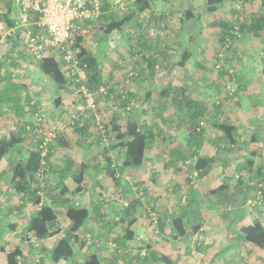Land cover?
<instances>
[{"label":"rangeland","instance_id":"374dc122","mask_svg":"<svg viewBox=\"0 0 264 264\" xmlns=\"http://www.w3.org/2000/svg\"><path fill=\"white\" fill-rule=\"evenodd\" d=\"M151 3L152 7L139 13L140 26L138 28L140 37L142 38V32H147L152 44L157 43L156 39H159L160 45L165 47L173 46L176 49L178 47L180 51L181 48L188 50L192 56L185 66H176L175 64L172 71L171 69L168 70L159 55H154L153 51H151V55L154 56V60L159 67L161 66V69H156L154 75L149 72L141 75V68L147 66V62L142 58H138V55L137 58L132 57L128 47L134 46V49H139V51H143V49L139 47L140 40L137 41L133 37L128 42L125 39L126 36L122 34H128L125 27L121 32L104 34L103 36L105 37L101 40L98 38L99 35H94L95 40L100 42L98 46H93L92 31L89 36L90 39H86V43L95 49L100 59L103 58L102 65L107 80L111 75L110 72L117 74L115 64L113 65L115 60L119 63V71L125 69L126 77L124 80L126 84L121 82L118 84L117 90H122V93L125 94H128V92L133 93L136 97H131L132 105H130L128 113L126 115L122 113V115L127 116L126 118L128 119L138 118L145 122L147 126L152 125L156 121L158 124H164L165 126V123L160 122L156 116L162 117V113H167V116L172 115V122L168 126L172 130L170 133L165 130L171 145L166 144L159 152H157L158 150L150 151L149 159L142 169L140 167L122 168L120 165L119 170L122 172L121 177L123 179L120 185L116 184L114 179L111 181L108 177H105L104 170L98 171L105 183L106 180L108 182L106 186H103L101 190L98 189V191L96 187L90 186V189L95 188L97 191L94 197L91 192L83 196L78 194L75 190L76 183L73 177L67 175V177L63 178L62 173L56 167V169L52 168L57 165V163L55 164V162H58L56 157L63 159L60 153L54 152L58 141L52 142L51 153L54 154L50 156L48 163L45 164L41 171V184L46 189L42 190L41 194H44V199L49 200V202H58L59 217L62 221L61 223L65 225V207L61 204L63 196H61V191L59 190L62 189L63 183L68 185L70 189L68 196L72 197L77 205H85L90 208L91 218L87 223L91 222L93 226L91 229L80 231L81 238L86 240L87 244L76 249L75 257L69 261L56 263L52 260L51 253L60 236L41 241L36 238L35 240L32 239L31 242L34 244L35 249L29 253L28 262L30 264H83L84 259L95 250H99L102 254L103 264H111L112 257L126 255L123 249L120 250L121 253L117 251L116 256L111 252L118 245L116 238L123 234L125 229L124 226L116 224L115 220L117 216L129 219L125 203L130 201L129 198L132 195L136 198H142L144 189L151 188L156 183L161 187L165 184L167 186L149 196L144 208H138L136 213L133 212L130 215L131 217L137 216L136 225L139 222L143 223V227H138L137 229L138 237L136 240L129 242L130 251H135L139 246L145 244H151L153 249H160L165 244L166 237L169 234L168 231L171 229V223H169L171 220H165L163 238L161 232L159 233L156 229V220L154 218L161 217L165 219L168 214L170 216L183 214L189 226L203 221L204 230L197 234L190 230V235L183 239V242L175 241V244L183 245L184 249H187L185 246H189L192 249L188 254L184 251L180 264H264V250L246 242L240 231L242 226L253 223L255 220L264 221V190H259L261 185L262 188L264 187V180L259 175H255L258 172V163L260 161L264 162V30L259 36H255L252 33H246L241 36V32L237 31L239 27L237 24L242 20L241 18L249 20L253 14H264L262 13L264 8L261 5V0H227L223 7L221 6L222 4L219 5L221 10L219 9L216 12L208 10L207 0H151ZM236 3L240 4L239 8L236 7ZM134 4L129 3L128 5L130 6H126V9L128 8L130 11L132 6L133 8L135 7ZM5 5L6 2L0 0V59H5L7 54V59L5 60L10 64L7 68L15 73V81H18V83L25 82L30 85L29 91L34 98V102L38 97L37 94L42 93L39 108L42 113L45 112L47 114V125L55 126L58 134H62L63 129L67 128H69V132H72V123L68 117L71 109H68V113L64 114L61 110L63 108L56 105L54 100L60 93L57 85L42 72L39 65L37 66V59L25 49L23 43L21 45L17 44V46H14V50H11L13 46H10L8 38L11 36L9 32L13 27L6 23L4 15L6 12ZM20 7L14 1L12 14L16 17L20 16L21 19V12H24ZM189 10L194 11V17L187 18V11ZM125 11L121 14L124 15ZM163 14L171 16V26L175 22H179L177 25L180 26V19L185 18L180 29L175 27L177 29L176 37H174L175 35L172 36V34L167 35L168 37L161 36L164 34L162 29H166L167 24L162 23L161 27L159 25L157 27L154 19H158ZM227 17L230 25L235 24L236 28L234 31L232 29L225 42L222 43L221 36L227 28L221 23ZM218 19L224 20L219 22ZM213 21L216 22L214 25L211 24ZM190 37H194L192 42L189 40ZM90 40L91 42H89ZM110 50L112 53L120 51L115 52V55L106 57ZM15 52L19 54L17 59L23 60L22 63L26 67L13 63L16 59ZM220 55L223 56L220 57ZM141 56L149 55L147 52H142ZM180 58L181 56L177 58L174 55L170 62L176 63ZM132 72L134 76H132ZM146 75L147 77H144ZM180 84H185L190 89L191 97L194 100H201L205 103L210 102L212 109L208 113V117L204 119L205 126L200 132V136L196 137L195 142H190V144L188 140L191 135L186 128V122L180 123V126L175 122L177 115H174V105L171 106L170 104L168 107L166 104L169 109H164L161 112L162 107L159 110L143 104L147 90L153 94L155 101L166 102V98L162 97L161 91L166 87L172 88ZM10 86L12 84H9L6 88L9 87L11 89ZM26 91H28L27 88ZM228 93L233 94V97L229 100L227 99ZM221 98L223 102L219 106L217 102ZM68 100L71 103L72 100L70 98ZM108 101L112 102V100L102 99L100 103L102 114L111 112L107 104ZM143 106L148 108V113L143 112ZM155 106L158 105L156 104ZM2 107L4 108L3 114L6 119L7 129L13 125L17 126L19 134L23 135L24 131L21 125L18 124V118H16L17 116L12 110H9L7 102ZM2 107H0V110ZM34 119L35 114H32L30 120L33 122L35 121ZM123 119L124 121L126 120L125 117ZM107 121V118L101 120V124H105ZM223 121L233 122L237 125V133L243 134L241 136L243 140L240 138V141L248 142L246 147H241L240 149L238 144L236 147L231 146L224 132L216 125V123ZM36 125L31 127L32 133H27L29 143L35 142L39 135H44L45 133V124L42 127L37 123ZM252 133L256 134L257 143L252 145L250 150L253 148L256 150L257 147H261L262 152L255 164L248 168L245 167L247 166L245 158L250 152L248 145L252 142L250 138ZM0 135L8 136L9 130L0 133ZM71 135L69 140L71 144L65 148L66 152H71L69 147L74 149L80 147L77 133H72ZM103 143V141L98 139L97 144H99L100 148L104 147ZM176 147H179L180 152H184V154H188L192 150V152L202 156H214L216 159L214 168L205 178L192 179L190 177L191 174L196 172L192 165H194L196 159L192 160V158H189L185 172L177 175L176 170H178L180 162L164 166L168 161L169 152H172V148ZM16 148V153L9 154L11 153L10 151L6 157L0 159V234L8 242L6 244V242L0 241V264H6V257L4 251L1 250V245L12 247L16 242L21 241L27 235L25 231L31 217L35 215L39 208L30 202L23 206L22 200L19 198L20 195L15 192L12 186V161L15 157L26 159L29 155L27 148L23 146ZM93 152L96 155V152ZM100 157L102 158L99 155L97 160ZM115 158L117 163L122 162L121 153H117ZM80 162H86L89 165L92 163V166L97 169L103 166L101 164L98 165L99 163L96 164L91 157H81ZM103 162H107L106 159ZM93 168L90 169V166L88 168L92 176L88 175L89 181L87 184L90 183V179L95 177ZM70 170L72 169L69 167L66 172ZM262 170L264 172V169ZM154 172L157 173V182H151L150 180L151 174ZM194 175L196 176V173ZM143 179L146 180L144 186L140 185ZM226 180L231 186L230 193L232 195L230 194L231 196L229 197L234 196L235 198V195H238L240 202L235 201L233 198V202L222 203L220 199L218 200L217 195H206V188L203 187L202 189L204 184L209 185V187H216ZM175 183H181L184 187L183 192L186 194L181 195L180 191L176 190ZM167 189L172 192H166ZM121 194L124 196L122 197ZM234 202L238 204H234ZM104 222L108 226L106 229L103 226ZM14 224L16 227L13 229L12 226ZM148 228L153 230L149 232ZM146 232L147 235L141 236L143 235L141 233L145 234ZM29 242V240L24 242L23 247L29 248Z\"/></svg>","mask_w":264,"mask_h":264},{"label":"trees","instance_id":"16d2710c","mask_svg":"<svg viewBox=\"0 0 264 264\" xmlns=\"http://www.w3.org/2000/svg\"><path fill=\"white\" fill-rule=\"evenodd\" d=\"M225 1L226 0H207L208 10L211 12L216 11L218 5L224 3ZM8 5L9 4H7V7ZM135 5L136 9L131 14H127L124 18H115L113 14H111L112 17H110L111 19L107 22H101V18V25L99 26V28L102 29V34H110L114 31L123 29L135 13H140V11L143 12L145 9L152 7L151 0H136ZM261 5L262 7H264V0H261ZM106 8V3H104L103 9L105 10ZM10 10L11 8L8 7L4 15L6 23L9 26L13 27L16 25V23L15 21L11 20ZM187 14V18L194 17V11L189 10L187 11ZM181 19L180 26H182L183 24L182 21H185V18ZM161 22H159V24ZM223 25L227 29L222 33V43L225 42V40L229 36L228 34L231 33L232 29L234 31V29L236 28L235 24L230 25L224 23ZM237 25L239 26L237 31L241 32V36L246 33H252L255 36H259L263 33L262 31L264 30V14H253L249 20H240ZM75 40L76 42L74 44V47L79 46L81 48V52L77 55V65L86 70L87 78L84 80V83L87 86L88 90L94 93L99 92L102 87L106 88V92H100L98 93V95H96L97 108L95 111L91 109H85L84 111L80 110L79 106L84 101L81 97V94L78 93L80 83L76 81V76L72 74L70 66H67L61 53L57 55L47 54L43 58L37 59V66L39 65V68L42 70V72L51 80H53V82L58 87L60 93L54 99L56 105L61 106L63 96H67L72 100L70 103L72 108L69 114V120L72 123V128L78 135V144L80 146L79 150L83 152L85 151V156L87 158L91 157L92 161L96 162V164L99 163L98 165H102V163L100 162H103L104 159L107 160V164L103 165L99 169L92 166V164L90 166L89 164H86V162L79 161L80 163L77 165V170H75V172L72 168L73 162L71 160L69 161V163L67 161L66 163H64L65 168L70 167L72 169L70 170L69 174H71V176L73 177V180L76 183L75 190L79 194L84 189V184L87 178L86 174L89 172V166L90 169L94 167L93 169H97L98 171L104 170L103 173L105 175L111 176L112 179L115 180L116 184L120 185L123 180L121 177L122 172L119 170L120 165L122 166V168L140 167V169H142L149 159V152L152 150H158L157 152H159V150H161L166 144H168L169 137H167L166 133H164L165 130L159 128L160 126L157 121L150 126H147L145 122L139 120L138 118L128 119L126 118L127 116H125V121L124 119L123 121H120V116L122 115V113H125L126 115L130 108V105H132V102L130 101L131 97H136V95L129 92L128 94L122 93V90H119L116 93V91L112 89L110 85L111 83L107 80V76L104 73V69L102 66L103 58H99V55L98 53H96L95 49L92 48L90 44H87L86 40L83 37L77 36ZM128 48H130L129 53L132 57L137 58L138 55V58H142L147 62V66L141 68L140 74L144 75L145 72H149L150 74L154 75L155 70L159 69V66L154 60V56L151 55V50L143 49V51H139V49H134V46H130ZM142 52H147L149 56H141ZM221 56L223 55H220V57ZM190 57L191 53L186 50L181 58L178 59L176 66H185ZM159 58L166 62V59L163 56H160ZM3 64L4 63L0 61V107L6 105L7 102L9 110L14 111V113L16 114V118H18V124L21 125V128L23 129L25 135L14 132H12L8 136L0 135V159L6 157V155L10 151L11 153L9 154L16 153V147L18 146H23L29 150V155L26 159L15 157L13 160L14 162L12 161L11 183L15 192L20 195L19 198L22 200L23 206L26 203L30 202L39 207L35 215L31 217L26 227V236L21 241L16 242L12 247H5V245H1V250L4 251L6 257L5 263L30 264L28 262L29 253L33 252V249H35L34 244L31 242L33 237L41 241L48 240L56 236L60 237L56 241V244L52 250V260L56 263H59L61 261H69L75 257L77 252L76 249H78L79 247H84L87 244V241L81 238L80 231L83 229L87 230L83 227L91 218V210L85 205H77L75 203V200L72 199V197L68 196V193L70 192L68 185H63L62 189L59 191H61V196H63L61 204L65 207L64 209L66 224L64 225L63 223H61L62 221L59 217L57 207L58 202H49V200L44 199V194L42 195L41 191L46 189H44L45 186L41 184L42 180L40 179V176L43 167L46 163H48L50 156H53L54 154L51 153L52 144L50 145L48 154L44 155L40 147L43 142L44 136L39 135L35 142L29 143V136L27 135V133H32V129H29L28 126H37L36 115L44 114L47 121L48 117L47 114L45 112L42 113V110L39 108L41 98L38 96V94V97L34 102V98L33 96H31L29 91L30 85L28 83H18V81L15 80L13 82L11 81L13 72L9 68L7 69L11 72L9 71L6 80H9L10 82L3 81L5 80L1 77ZM132 76H134L133 72ZM144 77H147V75ZM9 84H12V86H10L11 89H9V87L6 88V86H8ZM26 88L28 91H26ZM11 90H13L14 92ZM63 93H65V95ZM145 93L146 98L143 101V104H146L150 107L152 106L155 109L158 108L159 110L162 107L163 109L161 110V112L164 111V109H169L168 107L170 106V104L171 106L174 105L175 113L177 115L175 118V122L179 126L186 122V128L187 130H189L191 135L188 142L189 144L190 142H195L196 137H199L200 132L204 129V127L200 125V122L206 119L208 117V113L212 110L210 107V102L205 103L201 100H194L191 97L190 89H188L185 84L174 86L172 88H164L161 91V95L162 97L166 98V102L160 100L155 101L156 99H153L152 93ZM233 94L228 93L227 99L229 100L230 98H232ZM105 98L116 99L115 102L118 103L114 104L113 111L109 112L108 114H102L100 106L102 99ZM222 102L223 100L221 98L217 103L220 106ZM156 104L159 107L155 106ZM166 104L168 105V107H166ZM3 109L4 108L2 107L0 110L2 111L0 112V133L7 128ZM147 110L148 108L145 106L143 112L148 113ZM28 112H30L31 114H35V121L32 122L31 120L25 118ZM97 116H100L102 120H105L106 118L108 120L104 124V127L102 129L97 122ZM216 125L221 131L224 132V135L231 143V146L235 147L240 138L238 135L239 133H237V125L233 122L228 121L216 123ZM91 126L97 130V132L93 136V133L90 130ZM98 139L104 142V147H99V144H97ZM56 140L58 141L57 146L66 147L67 145L71 144V141L68 142L61 134L57 135ZM93 151L96 152V155L93 154ZM190 151L191 152L188 154H184V152H182V154L179 147L172 148V152H169L168 161L164 164V166H169L172 165V163L180 162L176 173L177 175L183 174L185 172V167L188 163L189 158H192V160L196 159L194 165H192L195 169L194 171L196 172H193L190 177H192V179L205 178L207 174L214 168V162L216 160L215 157L202 156L196 152H192V150ZM61 152L62 151L60 150L59 153ZM261 152L262 150L260 148L250 151L245 158V162L247 163V166L245 167H252L255 164L257 158L261 155ZM117 153L122 154V164H119L116 161L115 157ZM99 155L102 156V158H99L100 162L97 160V157H99ZM56 158L57 160L60 159V157ZM56 163L57 165L52 168L56 169L60 161L55 162V164ZM96 164L95 166H97ZM65 168H59L62 175L67 173L64 172ZM262 169H264V167H258V172H256L255 175H259L261 179L263 178L264 180V172ZM194 173H196V176L194 175ZM151 175V180H153L152 182H157V173L154 172ZM140 185H143V183L140 182ZM261 186L259 187V190H264V187L262 188ZM175 187L176 190L180 191L179 193L181 195L186 194L183 192L184 187L182 186V184L177 183ZM177 187H179V189H177ZM203 187L206 188V195H217L218 200L220 199V202L222 203L233 202L232 199L234 198V196L229 197L232 195V193H230L231 186L229 185V183H227V180L216 187H209V185L207 186L205 184L202 186V189ZM166 192L169 193L172 191L170 189H167ZM143 193L144 194L142 198H136L132 195L129 198L130 201L125 205L129 219H121V221L125 223L124 233L116 238L118 245L117 247H114L112 249V252L113 255H117V251L118 253H121L120 250L123 249V252L126 255H118V257L115 255L116 257L111 258V264H180L182 256L184 255V251H186L185 253L188 254L192 251V249L189 248V246H185V248L187 249H184L183 245L181 246L175 244V241L179 242L178 239L188 237L190 235V230L198 232L202 227V221L193 223L191 226H189L183 214L178 216L172 215L171 232L168 234L169 238H165L166 242L163 246L160 247V249H153L151 244H145L143 246H139L137 252L133 253L129 250V242L136 240V238L138 237L137 230L135 228L137 216L131 217L130 215L133 212L136 213V211H138V208H144V204L145 202H147L149 196L154 194V192L150 188L144 189ZM237 196L238 195H235L234 200L240 202ZM234 204L238 203L234 202ZM167 218L168 217H166L165 219L157 217L155 219L156 229L159 233L161 231L164 232L165 220ZM15 227L16 225L14 224L12 228L14 229ZM156 229L154 228V230ZM240 231L242 233L243 239L246 242L252 243L254 246L264 250V221L260 219L255 220L253 223L242 226ZM27 240L30 241L29 248H24L23 243ZM0 241L4 243L6 242V239H3L1 234ZM7 243L8 242H6V244ZM197 248L200 249V247L198 246ZM82 263L103 264V256L99 250H95L91 252Z\"/></svg>","mask_w":264,"mask_h":264},{"label":"crops","instance_id":"0c3cea01","mask_svg":"<svg viewBox=\"0 0 264 264\" xmlns=\"http://www.w3.org/2000/svg\"><path fill=\"white\" fill-rule=\"evenodd\" d=\"M3 1H5L6 2V5H5V8L7 9L8 7H10L11 8V13H10V17H11V20H13V21H15V23H16V25L15 26H13V28L14 27H16L17 28V31L15 32V33H13L9 38H8V41H10V46L12 47L11 48V50H14V46H17V44H22L23 43V41H22V38H21V36H22V33H23V31H24V26H23V21H22V17H23V15H24V13H22L21 12V19H20V16H15L14 14H12V9H13V5H14V1L15 2H17L18 4H19V6H21L20 8H22L21 10H23V5H24V1H22V0H3ZM122 1V5L121 6H119V5H115L114 4V2H115V0H103V4L104 3H106V9L104 10L103 9V15H102V21L101 22H107V21H109L111 18L110 17H112V15L111 14H113L114 15V17L115 18H118V19H121V18H124L127 14H131L135 9H136V5H135V7L133 8V6L131 7V10L129 11L128 10V8L126 9V6H130V5H128L129 3H136V0H121ZM225 3H227V0L224 2V3H222V7H223V5L225 4ZM7 4H9L8 5V7H7ZM264 8V7H263ZM220 9V7H219V5H218V7H217V10H219ZM125 10H127V11H125ZM216 10V11H217ZM221 10V9H220ZM125 11V13H124V15H122L121 13L122 12H124ZM215 11V12H216ZM262 13H264V12H262ZM258 14H260V13H257V15ZM100 18V19H101ZM100 19L98 20V21H96L95 22V24L93 25V28H92V31H93V40L95 41L94 43H93V46H98L99 44H100V42H99V40H95V36L94 35H99V39L101 40V39H103L105 36H103V34H102V29L101 28H99V26L101 25V22H100ZM222 20H224V19H218V21L220 22V21H222ZM229 19H228V17L226 18V20L224 21L225 23H227V24H230L229 23V21H228ZM162 21V22H161ZM171 16H168V15H165V14H163V15H161V16H159V18L158 19H155V24L157 25V27H158V25L160 26L162 23H166L167 24V28L166 29H162L163 30V35H161V36H165V37H168L170 34H172V36L173 35H175V33H176V30L177 29H180V26L179 25H177L178 23H176L175 22V24H173L172 26H171ZM140 14L139 13H135L134 15H133V17L131 18V20L124 26L125 27V29H126V31H127V33L128 34H124V33H122L123 34V36H126V40L128 41V42H130L131 41V39L134 37V38H136V40L137 41H139L140 40V49H150L151 51H153L152 53H154V55H159V57L160 56H163L165 59H166V62H164V64H165V66H166V69H171V71L174 69V67H175V64L177 63V61H176V63L175 62H170V59L174 56V55H176L177 56V58H179L180 56H182L184 53H185V51L186 50H183V48H181V51L180 50H178L179 48L177 47V49L175 48V47H165V46H163V45H160V43H159V39H156L157 40V43H153L152 44V41H151V39L149 38V36L147 35L148 33L147 32H145V33H143L142 32V38L140 37V30H139V26H140ZM159 22H161L160 24H159ZM224 22L223 23H221V24H224ZM216 22H212L211 24L212 25H214ZM220 24V25H221ZM161 27V26H160ZM175 27L177 28V29H175ZM99 29V30H98ZM101 29V30H100ZM123 29H121V30H117V31H114V32H121ZM97 32V33H96ZM114 32H112V33H114ZM112 33H110V34H112ZM168 35V36H167ZM174 37H176V35L174 36ZM90 39V38H89ZM191 42L194 40V38H192V37H190V39H189ZM89 42H91V40L89 41ZM118 51H120V50H118ZM118 51H115V52H118ZM112 53V51L110 50L107 54H106V57H109V55L110 56H112V55H115L116 53ZM15 54H16V56H15V61L13 62L15 65H18V66H20V65H22V66H25L23 63H22V61L23 60H21V59H17L18 57H19V54L17 53V52H15ZM50 54L51 55H57V52H54V51H52V52H50ZM179 56V57H178ZM191 56H192V54H191ZM5 59H7V54L5 55ZM5 59H0V61L1 62H3L4 64H3V68H2V75H1V77L3 78V79H5V80H3V81H9V80H6L7 79V76H8V74H9V71L10 70H8L7 69V66H9L10 64L7 62V60H5ZM189 59H191V57L189 58ZM112 60V59H111ZM5 61H6V63H5ZM190 61V60H189ZM115 62H116V60H115ZM115 62H113V65L115 66V70L117 71V74H114L115 72H110V77L108 78V81L111 83L110 85H111V87H112V89H114L115 91H116V93L118 92V90H117V87H118V84H120L121 82H123V83H125L126 84V82H125V77H126V71H125V69H121V71H119V68H120V66H118L119 65V63H115ZM13 64V65H14ZM31 65V64H30ZM103 66V65H102ZM26 67V66H25ZM24 67V68H25ZM30 68H31V66H30ZM159 69H161V66L159 67ZM11 72V71H10ZM119 72V73H118ZM122 72V73H121ZM125 72V73H124ZM15 73H13L12 74V82L15 80ZM10 82V81H9ZM24 83V82H23ZM180 85H183V84H180ZM179 85V86H180ZM146 92H150L149 90H147ZM64 95H65V93H63ZM40 98H42V93L41 94H39L38 95ZM62 99H63V101H62V104H61V106H60V108L62 107L63 109H61L62 110V112L64 113V114H67L68 112V109H71L72 108V106L70 105V102H69V97H67V96H63L62 97ZM105 99H107V98H105ZM39 100V99H38ZM107 100H112V102H107V104H108V107L110 108V111L112 112V109H113V106H114V104L116 103L115 102V100L116 99H107ZM116 109H117V107H116ZM14 112V111H13ZM169 112V111H168ZM9 114H10V112H9ZM167 114V113H166ZM166 114H163V116L162 117H158V116H156V118H158L159 119V121L160 122H162V123H165V126H164V124H162V125H160L159 124V128L160 129H163V130H167L168 131V133H170L171 132V130L172 129H170V127H168V126H170L169 124L171 123V120H172V115H166ZM174 115H176V113L174 114ZM68 117H69V115H68ZM121 118H120V121L122 120L123 121V117H125V115H121L120 116ZM26 119H31L32 118V114L30 113V112H28V114H27V116L25 117ZM158 123V122H157ZM166 125H167V127L169 128H167L166 127ZM9 126H10V123H9ZM8 128V127H7ZM5 129L3 132H6L7 130H9V135L12 133V132H14V133H18L19 134V132H18V129L19 128H17V126H11L9 129ZM68 129V130H67ZM67 129H63V132H62V136L69 142V140L71 139V134L72 133H75V131H74V129L72 128V132H69V128H67ZM91 132L93 133L92 134V136L97 132V130L96 129H94V127H92L91 126ZM67 131V132H66ZM2 133V132H1ZM166 133V132H165ZM173 133V132H172ZM239 135V137L243 140V137H241L243 134H238ZM239 138V140H238V142H237V144H238V148H240L241 149V147H246L247 146V144H248V142L247 141H240L241 139ZM251 143H250V145H248V147H249V151H253V150H255L254 148L252 149V150H250L251 149V146L252 145H255L256 143H257V137H256V134L254 133H252V135H251ZM168 145H171V141L169 140V142H168ZM68 146V145H67ZM67 146L66 147H64V146H57V148H56V151L54 150V152L55 153H59V151L61 150L62 151V153H60V155H62V157H63V159L62 160H60L61 159V157H60V159L58 160V162L60 161V163L58 164V167H57V170L61 173V170L59 169V168H65L64 167V163H66V161L69 163V161L71 160L72 162H73V166H72V168H73V170H74V172H75V170H77V165L80 163L79 161L81 160V157H86L85 156V151L83 152V151H81V150H79V147H77V148H70L69 147V149L71 150V152H66V150H65V148H67ZM236 147V146H235ZM258 148H261V147H257V149ZM101 158V157H100ZM258 159V158H257ZM99 160V159H98ZM117 160V159H116ZM107 161V160H106ZM74 162H75V164H74ZM89 162V161H88ZM100 163H102V165H106L107 164V162H100ZM92 164V163H91ZM119 164H122V162L121 163H119ZM91 166V165H90ZM260 166H262V167H264V162L263 161H260V163H258V167L260 168ZM66 170H67V168H65V171L64 172H66ZM69 172L70 171H67V173L66 174H63L62 176H63V178H65V177H67V175L69 176V175H71V174H69ZM98 173V170L97 169H94V173H93V175H95V177L94 178H92V179H90V183L89 184H87V182L89 181L88 180V175L89 176H92V174L91 173H87L86 174V181H85V184H84V189H83V191L82 192H80L79 194L80 195H85V194H87V193H89V192H91L92 193V195H94L95 194V192H97L98 191V189L99 190H101V188L103 187V186H106V183L108 182L107 180H106V183H105V181H104V179H103V177H102V175L101 174H99ZM209 174V173H208ZM207 174V175H208ZM105 177H108L111 181H112V178H111V176H107V175H105ZM108 178H106V179H108ZM151 180V179H150ZM146 180L145 179H143V186H144V183H146L145 182ZM148 181V180H147ZM153 180H151V182H152ZM87 184V185H86ZM175 184H177V183H175ZM181 184V183H180ZM63 185H65L64 183H63ZM90 186L91 187H96V190H95V188H91L90 189ZM167 186V184H165V185H163L162 187L160 186V185H157V183L156 184H154V185H152L151 186V188L150 189H152V191L155 193L157 190L159 191V190H161V189H163V188H165ZM169 186V185H168ZM75 188H76V186H75ZM91 190V191H90ZM121 196H122V194H121ZM124 196V195H123ZM122 196V197H123ZM94 197H95V195H94ZM127 203H125V205H126ZM166 217H168L167 219H166V221L168 220V221H170L171 220V216L170 215H167ZM165 217V218H166ZM121 217H119V216H117V218H116V220H115V223L116 224H120V225H122V226H124L125 227V223H123L122 221H121ZM169 223H171V221L169 222ZM202 223H203V221H202ZM92 226L93 225H91V222H89V223H87L86 224V226H84L83 228H86V229H91L92 228ZM103 226L105 227V229L108 227L106 224H105V222L103 223ZM90 227V228H89ZM138 227H143V223H138L137 225L135 224V228H136V230L138 229ZM144 227H145V225H144ZM85 229H83V231H84ZM145 230H146V227H145ZM148 230H149V232H151L153 229L152 228H148ZM201 230H204V227H203V225H202V227L200 228V230L198 231V232H200ZM171 232V229L168 231V233H170ZM198 232H196V234L198 233ZM141 234H143V235H141ZM140 235L141 236H144V235H147V232L144 234V233H141ZM159 234V233H158ZM165 233L163 232V231H161V236L164 238V235ZM166 238H169V236L167 235V237ZM199 238V237H198ZM183 239H185V238H181V239H178V241L179 242H183L184 240ZM111 252H112V250H111ZM131 252H133V253H136L137 252V250H135V251H131ZM113 253V252H112Z\"/></svg>","mask_w":264,"mask_h":264},{"label":"built area","instance_id":"2783aa9c","mask_svg":"<svg viewBox=\"0 0 264 264\" xmlns=\"http://www.w3.org/2000/svg\"><path fill=\"white\" fill-rule=\"evenodd\" d=\"M24 1L22 17L24 31L22 41L25 49L36 59H41L50 52L56 50L62 54L71 72L80 83L78 93L83 98L80 110L97 108L96 95L106 92L102 87L99 92H90L84 83L87 78L86 70L77 65V55L81 52L79 46L74 47L76 37L81 36L85 40L89 38L93 25L103 15V0H22ZM114 4L122 5L121 0H115ZM236 7H240L236 3ZM243 20V18H241ZM17 31L14 27L9 33ZM97 122L102 129V118L97 116ZM36 123L42 127L46 125L41 149L44 155L49 152L50 145L57 138L58 131L55 126L47 125L44 114L36 115ZM205 126L204 120L200 122ZM29 129L31 127L28 126ZM42 129V128H41ZM41 132V131H40ZM45 163V162H44ZM155 220V218H154ZM35 240V237H33Z\"/></svg>","mask_w":264,"mask_h":264}]
</instances>
